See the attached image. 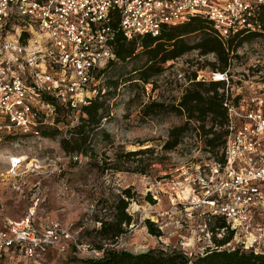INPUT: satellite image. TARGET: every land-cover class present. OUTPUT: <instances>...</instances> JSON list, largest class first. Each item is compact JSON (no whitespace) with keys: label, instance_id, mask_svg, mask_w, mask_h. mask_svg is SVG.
Listing matches in <instances>:
<instances>
[{"label":"rangeland","instance_id":"obj_1","mask_svg":"<svg viewBox=\"0 0 264 264\" xmlns=\"http://www.w3.org/2000/svg\"><path fill=\"white\" fill-rule=\"evenodd\" d=\"M198 37L193 32L184 39L191 44ZM141 50L137 47L133 56L118 61L115 71L93 74L94 85L81 102L64 106L53 100L38 137L6 140L0 135V214L18 219L31 209L35 224L56 222L70 235L62 251L48 249L40 264H86L101 256L95 249L99 245L132 254L182 252L189 258L205 252L210 241L206 218L189 209L183 182L195 165L207 160L208 155L198 150L204 136L186 132L173 150H163L162 145L168 129L186 120L174 109L184 89L192 81L206 84L211 72L219 70V61L214 53L199 54L191 48L156 62L157 71L143 83L132 71L144 61ZM228 67L232 85L238 80L264 81V37L242 42ZM97 93L105 105L101 129H93L84 144L70 143L80 144L82 155L63 152L59 141L77 123L80 105ZM150 102L161 107L144 114ZM210 124L205 118L204 127ZM41 130L54 135L42 136ZM10 158L18 160L15 167ZM175 197L181 205H174ZM117 199L126 202L123 211L129 224H121L122 233L114 240L101 239L95 232L99 222L114 213Z\"/></svg>","mask_w":264,"mask_h":264},{"label":"built area","instance_id":"obj_2","mask_svg":"<svg viewBox=\"0 0 264 264\" xmlns=\"http://www.w3.org/2000/svg\"><path fill=\"white\" fill-rule=\"evenodd\" d=\"M262 4L264 0H0V135L38 137L52 111L45 96L64 106L83 100L94 85L93 74L113 57L111 21L130 39L156 36L161 27L199 14L226 38L258 29L254 18ZM210 79L224 82L219 91L227 134L221 160L207 157L183 178L187 204L206 220L224 221L232 239L219 248L264 253V81L232 85L229 69L211 72ZM174 200V205L182 204L180 197ZM34 220L31 209L18 219L0 214V264H40L48 249H64L70 238L66 229ZM205 247L213 245L208 241Z\"/></svg>","mask_w":264,"mask_h":264},{"label":"trees","instance_id":"obj_3","mask_svg":"<svg viewBox=\"0 0 264 264\" xmlns=\"http://www.w3.org/2000/svg\"><path fill=\"white\" fill-rule=\"evenodd\" d=\"M260 25L255 30H241L229 34L226 38H220L212 27L210 20L205 16L195 14L189 17L185 22L174 26L161 27L156 36L149 34H135L130 39H126L116 28V21H111L113 29V38L111 46L113 57L109 59L105 66L98 73L115 71L118 69L116 64L133 56L136 48L141 47V55L144 61L141 65L132 71L138 75V79L146 83L149 76L155 73L158 66L155 63H163L169 59L177 57L191 48L198 50L199 54L208 52L214 53L219 61V72L229 69V59L232 52L242 43L248 40L264 37V4L254 18ZM193 32L198 33L199 37L193 42L188 43L184 37ZM115 68V69H114ZM120 68V67H119ZM190 86L185 88L181 94L177 106L174 109L178 113H183L186 120L181 124L168 129L167 138L162 145L163 150H173L186 132H193L198 136L203 135V146L198 150L206 153L208 158L221 160L220 150L224 147L227 130V113L222 99L224 95L219 91L224 88V82L219 80L192 81ZM99 94L88 98L84 104H81L80 114L77 123L71 127L67 137L59 141L61 150L67 154L75 152L76 155H82L80 144H84L91 134L92 130L98 128L100 119L103 117L105 105L103 100H98ZM44 99L52 103V99L45 96ZM65 106H68L65 105ZM152 107H161L158 102H150L143 107L144 114L153 113ZM205 118L210 121V126L204 127ZM213 124L217 129H213ZM101 135L105 134L101 130ZM42 136H53L41 130ZM49 134V135H48ZM205 136H209L206 138ZM19 137H28L20 134L5 136L6 140H14ZM80 143L74 147L70 143ZM127 198H130L127 191H123ZM125 201L117 199L113 207L114 213H111L104 221L99 222L96 234L101 239L114 240L122 233L121 224H129V216L124 213ZM146 227L150 224L145 221ZM207 231L210 234V243L213 247H205V252L201 256L189 258L182 252L162 250H148L143 253L132 254L127 251H117L115 249H103L100 245L95 249L101 252V256L95 260H87L86 264H264V253H254L253 251H243L240 249L219 248L224 246L232 239V232L225 226L224 221L215 217L206 220ZM220 228H226L220 238H216V231ZM149 233L158 236L157 232Z\"/></svg>","mask_w":264,"mask_h":264},{"label":"bare ground","instance_id":"obj_4","mask_svg":"<svg viewBox=\"0 0 264 264\" xmlns=\"http://www.w3.org/2000/svg\"><path fill=\"white\" fill-rule=\"evenodd\" d=\"M10 160V163H12V162H18V160H16L15 158H10L9 159ZM22 160V158L21 159H19V161H21ZM13 167H15V165H12Z\"/></svg>","mask_w":264,"mask_h":264}]
</instances>
